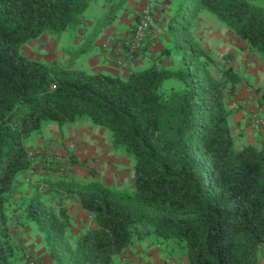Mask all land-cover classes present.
<instances>
[{
    "label": "trees",
    "instance_id": "trees-1",
    "mask_svg": "<svg viewBox=\"0 0 264 264\" xmlns=\"http://www.w3.org/2000/svg\"><path fill=\"white\" fill-rule=\"evenodd\" d=\"M113 1L0 0V264L22 255L9 202L29 166L26 140L46 123L62 127L85 119L108 131L112 148L133 161V189L114 191L95 179L59 181L21 199L26 222L34 223L53 264H117L150 238L175 246L188 264H260L264 141L235 148L227 101L242 79L230 56L222 67L201 45L193 21L214 15L264 61V9L248 0H178L166 24L168 46L149 67L126 77L20 52L47 32L86 31L89 20L91 33L80 49L91 48L126 2ZM168 80L175 85L163 91ZM259 93L264 107V88ZM54 186L62 191L39 198ZM73 199L90 219L79 235L66 206Z\"/></svg>",
    "mask_w": 264,
    "mask_h": 264
},
{
    "label": "rangeland",
    "instance_id": "rangeland-1",
    "mask_svg": "<svg viewBox=\"0 0 264 264\" xmlns=\"http://www.w3.org/2000/svg\"><path fill=\"white\" fill-rule=\"evenodd\" d=\"M115 1L117 0L113 1V6ZM178 2V0H175V4ZM153 4L154 0H152V5ZM107 6L109 7L110 5ZM122 8L124 7L122 6ZM91 12L92 9L88 12V14ZM161 29L162 31H159V33H161L162 38L160 37V39L168 41L170 36L166 35V26H163ZM76 32L77 31H74L73 29L67 30L60 35L47 32L41 35L38 39L34 41L32 40L22 46L20 52L33 60L45 62L56 61L66 68L76 69V67H82L86 72L95 73L90 70L92 68L90 66L91 59L94 55L91 54V51H89L90 49L86 52H80L81 46H79V44L76 45ZM193 34L201 45L209 51V54L213 57V59L220 64V66L223 67L227 65L228 62H224V57L226 55H228V57L230 56V64L235 67L238 74L241 76L242 83L236 96L232 100L227 101V106L234 110V114L231 116V119H234V122H232V120L231 123L233 128L232 132L235 137V148L240 149L245 145H253L256 147L260 146L261 142L264 141V129L254 126L253 115L257 114L261 110L264 113V107H262L259 103V91L264 88V74L262 70H259L258 67L254 68L252 65L251 60L254 55L250 54L246 50L245 44L240 42L231 31L226 29L222 22L214 15L204 13L199 14L193 21ZM155 40L156 39H153V41ZM151 64L152 62L149 63V65ZM128 69L129 68L125 71H128ZM174 85L175 82L173 80H168L164 83L162 90L168 91ZM237 119L240 127L235 124ZM88 122L89 120L87 119L79 120L74 123L65 124L59 128V130L61 129L60 136H56L55 141L62 147V152L60 153V165L68 167V169L63 175L57 176L54 174L53 176L56 177L54 178L55 181H71L80 183L83 182V178L92 179L93 177H91L89 172V169L91 168H89L86 164V162L90 160V162L94 163V166L97 167L95 168L96 171L94 176L99 173L98 176L102 178L101 180H103L101 182L97 179L100 183L103 185L106 184L107 187H110L114 191H131L133 189L134 181L132 173L133 161L128 158L125 153L123 154L121 151H117L112 148L111 138L108 131L97 127L99 131L97 134L99 141H97L96 144L97 146L104 147V150L108 147L109 151H88V148L84 149V143H80L79 141L77 145L76 142L73 143V145L71 144V140L76 134V130L86 126ZM47 125H53V123L44 124L40 131H46L45 128H47ZM49 138H52L50 132L46 135L45 139ZM86 143L88 144V142ZM104 143H106L107 147ZM63 146L66 148L63 149ZM66 149L68 151L78 149L79 151H76V153L79 154V161L84 159L83 164L76 165V174L73 171V166L71 167L70 165L73 157L67 153ZM52 151L57 152L53 149ZM103 165L106 170L102 172L101 169H98ZM16 181H20L23 184H33V182H25L24 173L18 175ZM39 185L37 188L34 187L31 189V195H36V191L39 190ZM54 195H56L55 192L49 195L42 194L39 198L43 200L44 196L49 198ZM10 202L9 215L11 218L10 224L12 225V234L14 238L19 241L22 239L21 237H23L24 232L27 234V242H24L23 246L20 244L22 247V255L19 256L18 261H14V264H27L25 261L27 259L30 261V264H53L45 251L41 235L36 232L34 223L31 221L26 222L25 213H23V209L19 207L20 202L18 203L17 200H10ZM83 215L84 214H80L78 212L77 218L80 220L79 222L83 221L84 218L82 219L81 217ZM73 218L74 227L72 232L76 234V214L73 215ZM14 226H18V228ZM260 255L264 256V247L260 249Z\"/></svg>",
    "mask_w": 264,
    "mask_h": 264
},
{
    "label": "crops",
    "instance_id": "crops-1",
    "mask_svg": "<svg viewBox=\"0 0 264 264\" xmlns=\"http://www.w3.org/2000/svg\"><path fill=\"white\" fill-rule=\"evenodd\" d=\"M249 2L255 4L258 7H261L264 9V0H248ZM177 4V3H176ZM175 0H154L153 4V25L156 28V40L153 41L150 38H146L141 50L137 54V56L133 59L126 56L127 53V47L126 43L130 41L131 37L134 33V26L137 22L138 15L140 13V10L144 6V0H126L124 8L118 12V15L108 28L104 29L96 38L93 40V44L91 48L86 46L83 50L81 49V52L91 51V54H93V58L91 59L90 66L92 67L90 70L95 73H108L112 74L114 76L119 77H126L130 71H136V70H143L147 67H149L150 62H154L156 58L160 55L161 51L168 46L170 39L167 40H161V33L159 31H162V27L166 26L167 22L170 20L172 14L174 13V8L176 6ZM108 7V6H107ZM93 22L88 21V30L84 31L82 28H78L76 32V45L79 44L81 46L80 48L84 47L86 44L87 37L89 36V33H91V26ZM162 38V37H161ZM34 41V40H33ZM152 41V42H151ZM81 42V43H80ZM147 46V47H145ZM165 46V47H164ZM89 47V48H88ZM252 65L254 68H257L259 70L263 71L264 74V61L259 58V56L252 57ZM89 67V65H88ZM77 68V67H76ZM126 68V69H125ZM128 71H125L127 70ZM78 69H83L78 68ZM264 79V78H263ZM233 120V121H232ZM232 122H234V119H231ZM239 127L240 124L238 123V119L236 120V123ZM231 128H232V124ZM234 126V124H233ZM59 126L55 123L53 125H47V128H45L46 131H39L36 134H33L30 136L26 142L25 146L26 149L29 152H36V151H45V150H55L59 153L62 151V147L59 146V144L56 143L55 137L60 136V130ZM233 129V128H232ZM50 132V135L52 138L45 139L46 135ZM99 131L96 126L88 122L86 126L81 127L79 130H76V134L73 136V139L71 140V144L76 142V145L78 141L80 143H84V149H89L88 151H109L106 143H104L107 147V149L104 150V147L97 146V141H99L98 134ZM103 141V140H102ZM88 142V144L86 143ZM66 147L63 146V149ZM67 150V149H66ZM76 151H79L78 149H74L73 151H68L67 153L70 154L74 158V160L77 161L78 164L71 163V167L73 168V171L76 174V165L83 164V160L81 159L79 161V154L76 153ZM74 155V156H73ZM34 162V175L32 182L33 184H26L22 182L17 181V187L15 190V193L13 195V198L19 202H21V199H27L31 196V189L34 187L39 188H46V186L52 182H59L55 181L53 173L48 168V162L41 157H36ZM86 164L93 170L94 172H89L91 174L92 179H99V181L102 178H100L98 175L99 173L94 176L95 171L97 167H95L94 163L90 162L88 160ZM102 170V172L105 169L104 165L100 166L98 170ZM97 170V171H98ZM93 175V176H92ZM91 178H83L84 183L88 182L89 180H92ZM34 180V181H33ZM26 182V181H25ZM31 182V183H32ZM105 186H107L105 184ZM56 189L55 191L52 190V192H55L56 194H59L61 189L54 186ZM110 188V187H109ZM31 195V196H30ZM76 202V203H75ZM76 204V206H75ZM66 206L69 209V213L72 215L76 214V235H79V233L83 230V228L88 227L90 224L89 217L87 214L80 208L78 200L73 199L71 201H66ZM78 212L80 214H84L82 217L83 221L79 222L80 220L77 218ZM81 219V218H80ZM16 227V226H14ZM18 228V226L16 227ZM25 235V237H24ZM25 232L23 234L22 244L24 242H27ZM24 238V239H23ZM117 264H188L187 259L184 257L181 251L176 249L175 246L172 244L170 245H163L156 242L154 238L147 239L143 242H139L135 244L130 250L126 252L123 258L119 259ZM260 264H264V256H261L260 258Z\"/></svg>",
    "mask_w": 264,
    "mask_h": 264
},
{
    "label": "built area",
    "instance_id": "built-area-1",
    "mask_svg": "<svg viewBox=\"0 0 264 264\" xmlns=\"http://www.w3.org/2000/svg\"><path fill=\"white\" fill-rule=\"evenodd\" d=\"M152 8V0H144V6L140 10L133 36L130 41L126 43V56L131 59L137 56L146 38H150L151 40L156 38V28L153 25ZM253 122L255 127L264 129V113L262 110L253 115ZM36 157L44 158L48 162L49 170L57 176L65 174L68 169V167L60 165L61 154L59 152H53L52 150L29 152V166L24 172L25 181L28 183L32 182L33 179V161Z\"/></svg>",
    "mask_w": 264,
    "mask_h": 264
}]
</instances>
